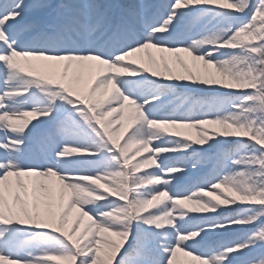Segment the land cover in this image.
<instances>
[{
    "label": "snow or ice",
    "instance_id": "snow-or-ice-1",
    "mask_svg": "<svg viewBox=\"0 0 264 264\" xmlns=\"http://www.w3.org/2000/svg\"><path fill=\"white\" fill-rule=\"evenodd\" d=\"M51 7L0 0V264H264V0Z\"/></svg>",
    "mask_w": 264,
    "mask_h": 264
},
{
    "label": "rangeland",
    "instance_id": "rangeland-1",
    "mask_svg": "<svg viewBox=\"0 0 264 264\" xmlns=\"http://www.w3.org/2000/svg\"><path fill=\"white\" fill-rule=\"evenodd\" d=\"M32 0H26V3H30ZM46 3L50 4L52 7L44 11L43 13L40 14L38 19H40L44 23H56L58 22V11H59V5L61 3L66 2V0H45ZM105 3H111V4H117V5H122V4H128L131 3L132 0H123L122 4L119 0H103ZM159 55V54H157ZM183 56L184 54L181 53ZM126 135V132L124 133ZM194 135V133H193ZM178 259L181 261V264H187V261L189 258L179 256ZM115 262H113L114 264Z\"/></svg>",
    "mask_w": 264,
    "mask_h": 264
},
{
    "label": "trees",
    "instance_id": "trees-1",
    "mask_svg": "<svg viewBox=\"0 0 264 264\" xmlns=\"http://www.w3.org/2000/svg\"><path fill=\"white\" fill-rule=\"evenodd\" d=\"M115 264V263H114Z\"/></svg>",
    "mask_w": 264,
    "mask_h": 264
}]
</instances>
